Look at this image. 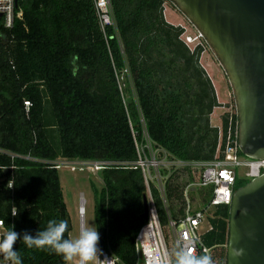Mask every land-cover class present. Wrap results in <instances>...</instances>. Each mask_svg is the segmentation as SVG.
<instances>
[{"label":"trees","instance_id":"trees-1","mask_svg":"<svg viewBox=\"0 0 264 264\" xmlns=\"http://www.w3.org/2000/svg\"><path fill=\"white\" fill-rule=\"evenodd\" d=\"M165 1L110 0L114 26L104 32L92 0H16L20 16L11 27L0 24V146L43 160L12 162L0 155V214L6 217L15 207L14 231L21 238L25 231L43 230L51 219H63L64 237L70 239V217L52 161H114L99 171L102 186L92 184L95 229L102 249L136 264L134 240L146 223V187L134 164L135 141L144 143L146 133L155 147L187 161L213 160L223 149L229 114L221 128L211 124L210 115L221 104L200 63L203 46L192 48L183 40L184 28L165 17ZM123 70L133 88L128 99L119 85ZM24 100L30 101L28 111ZM237 121L234 113L232 136ZM174 172L166 179L165 197L176 216L186 182ZM248 181L238 177L236 188ZM149 186L163 229L167 212L157 188ZM229 209L216 205L212 229L202 236L212 264L227 263ZM14 247L23 264L67 263L48 249L27 248L19 238Z\"/></svg>","mask_w":264,"mask_h":264},{"label":"built area","instance_id":"built-area-1","mask_svg":"<svg viewBox=\"0 0 264 264\" xmlns=\"http://www.w3.org/2000/svg\"><path fill=\"white\" fill-rule=\"evenodd\" d=\"M92 1L101 30L104 32L106 26H114L110 0ZM167 2L168 0L164 3L166 4ZM15 3L16 0H0V24L2 26L11 27L14 17L20 16L19 12L15 13ZM182 36L187 44H190L193 39L202 37L200 33L194 36ZM23 105L25 110L28 111L30 101L24 100ZM233 114L230 113L228 117L229 125L224 140V147L223 149L218 148V153L213 160L187 161L172 157L164 149L155 147L146 133L144 143L135 141L137 159L134 161V164L142 171L148 204L146 223L141 226L134 240L136 264H172L171 255L150 192V182L153 183L155 181L157 184L155 187L163 200L168 217L167 225L169 226L170 235L172 236L176 250L183 248L192 251L195 255L203 253L209 257L211 248L204 244L202 236L212 229V223L209 218L213 215L216 205L225 204L230 207L238 177L250 180L264 173V160L253 159L238 154V121L234 135L232 136L231 125ZM0 155L9 157L12 162L17 159L31 162L43 161L33 156L30 152H14L1 146ZM59 160H65L68 168L72 171L76 170V168L83 170L85 166L93 174H97L104 166L116 164L114 161L107 160L88 161L83 159L58 158L52 161L57 168L59 167ZM78 164L80 166H77ZM178 169H186L191 174H194L195 177H191L183 185L182 211L173 216L170 213L165 197V182L169 175ZM6 186L11 192L13 191L12 179L8 180ZM202 194L204 195V199L201 198ZM78 199L77 213L80 232L85 228L84 216L86 210L83 195H80ZM13 214H16L14 206L11 207L6 217L0 214V235L11 228V226H13L14 230L16 215L13 216ZM97 247L101 251L96 258V264H125L111 251L102 249L99 242ZM2 263L3 261L0 257V264Z\"/></svg>","mask_w":264,"mask_h":264},{"label":"water","instance_id":"water-1","mask_svg":"<svg viewBox=\"0 0 264 264\" xmlns=\"http://www.w3.org/2000/svg\"><path fill=\"white\" fill-rule=\"evenodd\" d=\"M170 1L211 47L227 75L240 152L264 160V0ZM143 202L142 218L147 219L146 194ZM226 264H264V173L233 193Z\"/></svg>","mask_w":264,"mask_h":264},{"label":"rangeland","instance_id":"rangeland-1","mask_svg":"<svg viewBox=\"0 0 264 264\" xmlns=\"http://www.w3.org/2000/svg\"><path fill=\"white\" fill-rule=\"evenodd\" d=\"M171 13L174 17L171 16ZM164 14L169 22H173L176 25H180L184 28L185 31L183 35L194 36L195 34H199L197 29L170 0H168L166 4L164 3ZM197 44L203 46V51L200 56V63L211 79L213 87L215 89L217 100L221 104V106L215 107L213 109L210 115V121L212 125H217L219 128H221L223 115H225L226 113L230 114L237 112L233 89L229 83L223 67L221 66V63L219 62L211 47L203 39V37H199L197 39V42L194 43V45ZM191 47L193 48L194 46ZM126 73V70H123L119 73L118 78L122 94L128 99L133 96V88L131 86L129 75H127ZM221 89H224L225 93L221 92ZM59 161V167L57 171L62 187L64 202L66 203L71 222V231L69 233V236L70 239H75L79 234V217L77 208L79 204L78 198L80 195H83V198L85 200V228L90 227L92 229H95L92 184H94L98 188L102 186L100 172H98L97 174H93L85 166L83 170H79L78 168H76V170L72 171L68 168L65 160ZM77 166H80V164H78ZM174 173L179 177V181H181L183 184L188 181L189 175L192 178L195 177L194 174H191L186 169H178ZM150 184H153L154 186L157 185L155 181L153 183L150 182ZM201 198L204 199L203 194L201 195ZM167 224L168 217L167 223L163 226V233L165 236L167 247L169 249V253L171 256H174L176 248L173 243L172 236L170 235L169 226ZM66 264H78V261L74 258L73 261L67 262ZM90 264H96V258H94L93 261L90 262Z\"/></svg>","mask_w":264,"mask_h":264},{"label":"clouds","instance_id":"clouds-1","mask_svg":"<svg viewBox=\"0 0 264 264\" xmlns=\"http://www.w3.org/2000/svg\"><path fill=\"white\" fill-rule=\"evenodd\" d=\"M16 214H13L15 216ZM68 229L67 221L51 219L46 227L32 235L25 231L20 237L13 226L0 235V257L8 264H23V260L14 245L22 239L24 245L35 249H48L62 256L64 261L71 262L77 259L78 264H90L97 258L100 251L97 247L99 233L96 229L86 227L82 229L75 239L64 237ZM175 259L172 264H212L210 257L206 255H195L190 250L180 248L174 252Z\"/></svg>","mask_w":264,"mask_h":264},{"label":"crops","instance_id":"crops-1","mask_svg":"<svg viewBox=\"0 0 264 264\" xmlns=\"http://www.w3.org/2000/svg\"><path fill=\"white\" fill-rule=\"evenodd\" d=\"M171 16H173L172 13H171ZM173 17H174V16H173ZM166 19H167V18H166ZM167 20H168V19H167ZM171 23H173V22H171ZM174 24H175V23H174ZM179 24H180V23H179ZM192 36H193V35H192ZM196 42H197V39H193V40L190 42L191 45H190V44H189V45H190V46H195L194 43H196ZM192 43H193V45H192ZM65 204H66V203H65Z\"/></svg>","mask_w":264,"mask_h":264}]
</instances>
